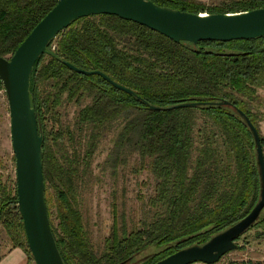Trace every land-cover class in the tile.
<instances>
[{
  "label": "trees",
  "instance_id": "1",
  "mask_svg": "<svg viewBox=\"0 0 264 264\" xmlns=\"http://www.w3.org/2000/svg\"><path fill=\"white\" fill-rule=\"evenodd\" d=\"M56 1L0 0V56L11 55ZM151 1L191 13L264 7V0ZM66 62L101 71L132 93L100 75L78 73ZM262 86L264 36L175 42L109 14L77 18L59 31L33 64L29 98L43 136L44 196L63 264H126L151 248L156 253L144 264H154L204 245L248 215L261 181L254 136L237 109L256 127L264 156L257 92ZM68 102L77 105L76 112L71 120H60L59 109ZM188 102L196 105L178 106ZM106 142L104 166L115 171L133 155L137 169L151 175L153 188L136 223L124 214L117 218L113 208L109 233L97 249L83 223L79 192ZM0 226L10 248H20L27 263L33 262L16 185L8 189L1 179ZM255 228L264 229V209L247 231Z\"/></svg>",
  "mask_w": 264,
  "mask_h": 264
},
{
  "label": "water",
  "instance_id": "2",
  "mask_svg": "<svg viewBox=\"0 0 264 264\" xmlns=\"http://www.w3.org/2000/svg\"><path fill=\"white\" fill-rule=\"evenodd\" d=\"M191 13L151 0H57L35 24L15 51L0 56V81L5 89L10 117V136L15 159L17 209L21 216L27 248L34 264H63L49 225L44 196L42 141L29 98V77L37 57L48 42L71 21L98 14L115 15L159 32L175 42L229 41L264 36V7L225 13ZM70 69L85 75L97 74L128 94L132 91L98 70H84L71 63ZM195 102L178 106H194ZM176 107V106H175ZM150 108H155L150 106ZM250 128L259 166L261 190L253 209L232 226L202 246L175 252L154 264H216L236 248L235 241L260 217L264 209V156L256 127L240 110Z\"/></svg>",
  "mask_w": 264,
  "mask_h": 264
},
{
  "label": "rangeland",
  "instance_id": "3",
  "mask_svg": "<svg viewBox=\"0 0 264 264\" xmlns=\"http://www.w3.org/2000/svg\"><path fill=\"white\" fill-rule=\"evenodd\" d=\"M203 2H219L221 0H199ZM261 98L260 129L264 135V86L257 90ZM88 97L83 102L88 101ZM77 105L68 102L59 109L60 120H71L76 112ZM50 128V127H48ZM109 143L100 145L92 161V177L79 192V206L83 223L89 232L92 243L97 249L101 248L103 239L108 235L112 221L113 208L117 218L121 214L128 221L136 223L141 216L143 205L152 193L153 180L146 170L137 169L136 157L131 155L125 165H118L113 171L111 166H104ZM136 168V169H135ZM0 179L8 188L13 189L15 184V159L12 151L10 136V117L8 102L3 85L0 87ZM50 204L53 205L52 191H49ZM54 224V207L51 206ZM236 248L224 255L216 264H239L242 262L264 261V229L255 228L246 231L235 241ZM10 248L3 227L0 226V256ZM156 253L151 248L136 255L126 264H144ZM34 264V262H26ZM200 264V263H195Z\"/></svg>",
  "mask_w": 264,
  "mask_h": 264
},
{
  "label": "crops",
  "instance_id": "4",
  "mask_svg": "<svg viewBox=\"0 0 264 264\" xmlns=\"http://www.w3.org/2000/svg\"><path fill=\"white\" fill-rule=\"evenodd\" d=\"M26 255L20 248H9L0 256V264H26Z\"/></svg>",
  "mask_w": 264,
  "mask_h": 264
},
{
  "label": "built area",
  "instance_id": "5",
  "mask_svg": "<svg viewBox=\"0 0 264 264\" xmlns=\"http://www.w3.org/2000/svg\"><path fill=\"white\" fill-rule=\"evenodd\" d=\"M206 14V13H205Z\"/></svg>",
  "mask_w": 264,
  "mask_h": 264
}]
</instances>
